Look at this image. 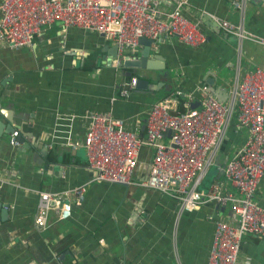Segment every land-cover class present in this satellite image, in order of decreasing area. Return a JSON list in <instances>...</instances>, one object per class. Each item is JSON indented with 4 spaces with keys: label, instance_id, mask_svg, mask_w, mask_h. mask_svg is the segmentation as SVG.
Returning a JSON list of instances; mask_svg holds the SVG:
<instances>
[{
    "label": "crops",
    "instance_id": "crops-1",
    "mask_svg": "<svg viewBox=\"0 0 264 264\" xmlns=\"http://www.w3.org/2000/svg\"><path fill=\"white\" fill-rule=\"evenodd\" d=\"M239 1L243 8L236 6ZM160 9L169 13L172 0ZM183 14L191 29L200 23L206 41L198 48L177 41L152 47L151 57L159 55L164 70L126 67V60L116 66L113 41L80 29L64 32L58 23L45 27L33 46L0 49V123L14 129L0 138V264H209L215 220H226L227 208L204 206L179 216L175 200L137 185L144 177L137 172L138 182L129 186L92 182L85 149H71L63 142L65 133L57 138L55 133L58 113L96 111L111 112L143 135L151 106L167 93L208 86L226 103L238 69L244 77L256 67L264 71V44L243 41L239 59L237 39L210 17L264 39V0H189ZM132 77L158 84L157 91L133 90L122 98L120 91ZM71 129V139H83L85 123L74 122ZM14 132L19 133L17 147L10 144ZM246 133L231 121L229 159ZM148 152L143 149L141 159ZM217 173L236 194L223 172ZM77 187L85 193L72 200L71 218L61 221L52 211L47 228H37L39 193ZM257 201L264 207V178ZM237 264H264V240L246 235Z\"/></svg>",
    "mask_w": 264,
    "mask_h": 264
},
{
    "label": "built area",
    "instance_id": "built-area-1",
    "mask_svg": "<svg viewBox=\"0 0 264 264\" xmlns=\"http://www.w3.org/2000/svg\"><path fill=\"white\" fill-rule=\"evenodd\" d=\"M166 0H0V49H20L34 45V39L45 27L58 23L65 32L80 29L93 32L117 47L116 66L125 60H136L143 38L152 41L157 50L163 41L198 48L206 37L185 18L189 0H172L173 9L165 13L160 5ZM243 8L242 2L236 3ZM220 28L238 41L239 59L242 43L253 40L264 44L241 25L216 15L210 16ZM166 18V19H165ZM138 78L124 83L120 96L128 99L136 90ZM197 102V108L193 103ZM247 131L242 145L234 151L227 167L218 166L227 141L231 121ZM85 123L83 139H71L74 122ZM56 138L71 149H85L92 182L129 186L137 172L143 149L152 151L151 168L137 185L157 191L175 200L180 216L197 212L204 206L227 208L226 220L218 219L209 264H237L243 239L252 235L264 240V207L257 194L264 178V71L256 67L252 75L242 76L239 69L229 99L222 103L208 86H197L189 92L174 90L154 103L146 117L145 133L130 131L123 119L111 112L88 111L83 115L58 113ZM68 128L63 131L61 128ZM19 133L14 132L11 146L17 147ZM62 138V137H61ZM50 144L49 148L53 147ZM216 169L237 189L227 191L214 180L203 184ZM84 187L60 194L39 193L35 225L44 230L55 211L59 220L72 216L74 198L83 197ZM6 209H9L6 207ZM218 211V210H217ZM214 220V215L208 216Z\"/></svg>",
    "mask_w": 264,
    "mask_h": 264
},
{
    "label": "water",
    "instance_id": "water-1",
    "mask_svg": "<svg viewBox=\"0 0 264 264\" xmlns=\"http://www.w3.org/2000/svg\"><path fill=\"white\" fill-rule=\"evenodd\" d=\"M141 44L146 45L145 49L142 51L141 56L138 57L136 60H126L124 62V65L126 67H131V68H146L151 71H157V70H164V61L159 55H154L151 57V45L152 41L146 38H143L141 40ZM113 58L116 57L117 55V47L114 46L113 48ZM112 58V59H113ZM112 59L108 61V64L110 65L112 63ZM158 89V84H152L148 80L144 78H139L136 84V90L139 92H155ZM1 106V104H0ZM193 108H197L198 103L194 102L193 103ZM234 124V122H233ZM14 131L13 127H8V128H3L2 123H0V138L3 136V133H12ZM143 131H145V127H143ZM231 139V138H230ZM228 139L226 141L225 147L223 149L224 154H228L229 149H230V142ZM152 151L149 150L148 155L144 158L141 159L138 169H137V176L142 179L146 178L147 174L149 173V170L151 168V161H152ZM218 166L222 168V164L219 163ZM222 174V173H221Z\"/></svg>",
    "mask_w": 264,
    "mask_h": 264
},
{
    "label": "trees",
    "instance_id": "trees-1",
    "mask_svg": "<svg viewBox=\"0 0 264 264\" xmlns=\"http://www.w3.org/2000/svg\"><path fill=\"white\" fill-rule=\"evenodd\" d=\"M229 158V154H224L222 153L221 154V157H220V162L221 164L224 166V162L226 161V159ZM218 173L215 169H213L208 177L206 178L204 184H203V187H208L214 180H220V179H217L218 178Z\"/></svg>",
    "mask_w": 264,
    "mask_h": 264
},
{
    "label": "rangeland",
    "instance_id": "rangeland-1",
    "mask_svg": "<svg viewBox=\"0 0 264 264\" xmlns=\"http://www.w3.org/2000/svg\"><path fill=\"white\" fill-rule=\"evenodd\" d=\"M228 161H229V158H227L226 161L224 162V168L227 167V163H228ZM134 181H135V182H138V178H137V177H133V182H134ZM133 182H132V183H133Z\"/></svg>",
    "mask_w": 264,
    "mask_h": 264
}]
</instances>
